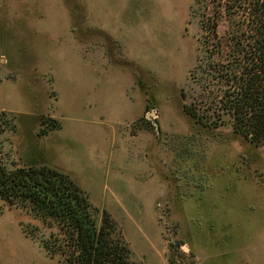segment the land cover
Here are the masks:
<instances>
[{
	"label": "rangeland",
	"instance_id": "374dc122",
	"mask_svg": "<svg viewBox=\"0 0 264 264\" xmlns=\"http://www.w3.org/2000/svg\"><path fill=\"white\" fill-rule=\"evenodd\" d=\"M227 1L0 0L12 169L68 174L138 264H264V144L198 124L180 93ZM47 225L0 200V264H59Z\"/></svg>",
	"mask_w": 264,
	"mask_h": 264
},
{
	"label": "trees",
	"instance_id": "16d2710c",
	"mask_svg": "<svg viewBox=\"0 0 264 264\" xmlns=\"http://www.w3.org/2000/svg\"><path fill=\"white\" fill-rule=\"evenodd\" d=\"M228 26L218 34L212 18L202 24L199 53L180 90L183 110L209 128L231 124L233 132L264 144V0H228ZM53 128L59 127L49 119ZM0 111V138L14 130ZM0 140V200L55 227L41 244L59 264H138L112 216L93 206L68 174L47 165L13 170Z\"/></svg>",
	"mask_w": 264,
	"mask_h": 264
},
{
	"label": "built area",
	"instance_id": "2783aa9c",
	"mask_svg": "<svg viewBox=\"0 0 264 264\" xmlns=\"http://www.w3.org/2000/svg\"><path fill=\"white\" fill-rule=\"evenodd\" d=\"M182 248H183V250H184L185 253H189V250L185 247V245H182ZM173 264H185V263L182 262V261H176Z\"/></svg>",
	"mask_w": 264,
	"mask_h": 264
},
{
	"label": "water",
	"instance_id": "95a60500",
	"mask_svg": "<svg viewBox=\"0 0 264 264\" xmlns=\"http://www.w3.org/2000/svg\"><path fill=\"white\" fill-rule=\"evenodd\" d=\"M156 114V111H152L151 112V115H155ZM156 125V124H155Z\"/></svg>",
	"mask_w": 264,
	"mask_h": 264
}]
</instances>
